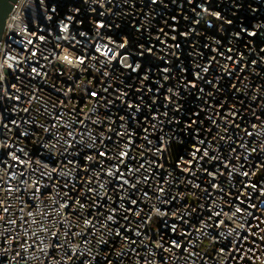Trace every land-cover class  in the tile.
I'll use <instances>...</instances> for the list:
<instances>
[{
  "label": "built area",
  "instance_id": "built-area-1",
  "mask_svg": "<svg viewBox=\"0 0 264 264\" xmlns=\"http://www.w3.org/2000/svg\"><path fill=\"white\" fill-rule=\"evenodd\" d=\"M0 264H264V0H17Z\"/></svg>",
  "mask_w": 264,
  "mask_h": 264
},
{
  "label": "water",
  "instance_id": "water-1",
  "mask_svg": "<svg viewBox=\"0 0 264 264\" xmlns=\"http://www.w3.org/2000/svg\"><path fill=\"white\" fill-rule=\"evenodd\" d=\"M17 0H0V41L4 33L6 20Z\"/></svg>",
  "mask_w": 264,
  "mask_h": 264
}]
</instances>
